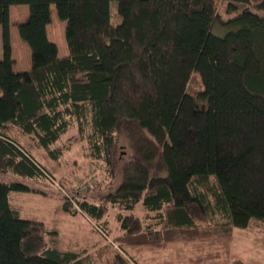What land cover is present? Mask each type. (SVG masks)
Masks as SVG:
<instances>
[{
    "label": "trees",
    "instance_id": "trees-1",
    "mask_svg": "<svg viewBox=\"0 0 264 264\" xmlns=\"http://www.w3.org/2000/svg\"><path fill=\"white\" fill-rule=\"evenodd\" d=\"M22 4L32 66L18 72L10 11ZM52 5L67 23L64 57L48 33ZM0 24V173L56 186L32 147L58 160L74 131L107 192L99 203L72 196L107 238L116 207L121 231L93 250L58 249V232L11 201L47 192L0 182V264H149L145 250L264 223V0H0ZM196 25L204 35L187 76L175 66L189 62Z\"/></svg>",
    "mask_w": 264,
    "mask_h": 264
},
{
    "label": "rangeland",
    "instance_id": "rangeland-1",
    "mask_svg": "<svg viewBox=\"0 0 264 264\" xmlns=\"http://www.w3.org/2000/svg\"><path fill=\"white\" fill-rule=\"evenodd\" d=\"M227 2L218 3L220 14L227 17ZM52 21L49 24L50 38H55L60 48V55L67 56L69 49L65 38L67 23L59 18L56 8L52 5ZM11 35L12 44L15 37V58L14 69L16 71H27L32 66V51L29 44L24 41L19 34L20 23L29 18L28 5H14L11 7ZM204 32L195 26L191 33L188 46L185 48L190 54V60L182 64L180 60L175 66V71L183 69L187 76H191L194 67V60L200 48ZM55 36V37H54ZM51 39V40H52ZM24 45L25 48H22ZM0 59H3V34L0 24ZM18 64V65H17ZM63 146L61 157L56 160L47 155L39 148L32 147L33 152L43 161L47 169L65 185L82 182L88 173L95 174L97 179L93 188H88L82 192L90 201L99 203L101 196L107 192V188H98L103 177L101 163L93 162L85 157V142L74 134V131L64 136L60 142ZM122 144L125 140L122 139ZM126 160V157L124 156ZM123 159V160H124ZM116 185L120 180L121 168L118 172ZM0 182H21L30 185L32 188L47 192V195L34 192L12 191L11 201L20 206L23 215H34L44 220L49 228L58 232L55 236L56 247L61 250L70 248L93 250L99 245L112 241L121 233L119 221L117 219L120 212L116 207H109L105 219L110 228V237H104L98 228V222L94 217L79 211L68 213L63 206V197L68 196V192L56 186L35 182L15 175L13 173H0ZM139 215L144 214L141 205L135 210ZM51 236V235H50ZM116 249H119L118 245ZM198 256L202 261L198 262ZM212 256V257H211ZM216 256V257H214ZM144 257H148L149 264H233L235 261H242L243 264H264V223H258L253 228H234L230 237L226 233L214 237L212 240H205L197 246L182 243L172 245L163 249H148L144 251ZM192 259H195L194 261ZM197 261V262H196Z\"/></svg>",
    "mask_w": 264,
    "mask_h": 264
},
{
    "label": "built area",
    "instance_id": "built-area-1",
    "mask_svg": "<svg viewBox=\"0 0 264 264\" xmlns=\"http://www.w3.org/2000/svg\"><path fill=\"white\" fill-rule=\"evenodd\" d=\"M53 183L58 188L63 189L66 192H67V190H70L71 192H68L69 195L67 197H69V199L71 200L73 207L75 209L82 211L79 204L77 203V200L72 196V192L75 191L78 193H82L84 190L92 187L93 185H96L97 179L95 177V174L90 172L87 174L85 179L82 182H80L79 184L78 183L69 184L68 189L66 187L64 188L63 184L60 181L53 180Z\"/></svg>",
    "mask_w": 264,
    "mask_h": 264
},
{
    "label": "crops",
    "instance_id": "crops-1",
    "mask_svg": "<svg viewBox=\"0 0 264 264\" xmlns=\"http://www.w3.org/2000/svg\"><path fill=\"white\" fill-rule=\"evenodd\" d=\"M12 16V15H11ZM49 27V26H48ZM48 33L50 34L49 32V29H48ZM50 37V35H49ZM55 37V36H54ZM52 39V38H50ZM53 42H55L57 45H58V49H59V55H60V48H59V44L57 43V41L55 40V38L52 39ZM19 42V41H18ZM18 42L16 43V47H17V44ZM15 37H14V41H13V58L15 59V62H17V59L15 58ZM22 48H25L24 45H21ZM61 56V55H60ZM61 57H64V56H61ZM18 63V62H17ZM18 65V64H17ZM20 72V71H19Z\"/></svg>",
    "mask_w": 264,
    "mask_h": 264
}]
</instances>
